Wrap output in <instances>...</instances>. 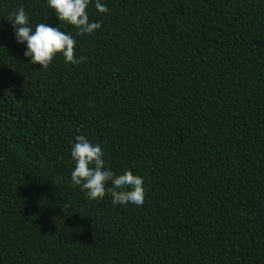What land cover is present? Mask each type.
Instances as JSON below:
<instances>
[{"label": "trees", "instance_id": "trees-1", "mask_svg": "<svg viewBox=\"0 0 264 264\" xmlns=\"http://www.w3.org/2000/svg\"><path fill=\"white\" fill-rule=\"evenodd\" d=\"M102 2L80 35L0 0V264H264V0ZM20 7L84 61L32 65ZM77 135L143 176V205L72 184Z\"/></svg>", "mask_w": 264, "mask_h": 264}, {"label": "clouds", "instance_id": "clouds-1", "mask_svg": "<svg viewBox=\"0 0 264 264\" xmlns=\"http://www.w3.org/2000/svg\"><path fill=\"white\" fill-rule=\"evenodd\" d=\"M99 13H107L108 6L102 0H47L57 19L74 26L78 34H92L102 27L98 21L90 20L89 7L93 4ZM16 42L26 45L24 56L32 65L47 68L58 56L66 64L78 65L85 57L75 52L77 41L71 32L49 23H38L33 28L29 15L23 7L11 14ZM91 106V104H90ZM71 159L74 167L71 170V182L79 186L89 199L109 194L113 205H143L145 186L143 176L126 169L117 174L108 163L103 146L92 142L85 135H77L71 145ZM110 182V183H109Z\"/></svg>", "mask_w": 264, "mask_h": 264}]
</instances>
